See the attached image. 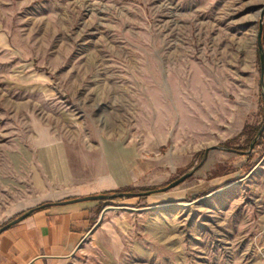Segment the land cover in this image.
<instances>
[{"label": "rangeland", "instance_id": "1", "mask_svg": "<svg viewBox=\"0 0 264 264\" xmlns=\"http://www.w3.org/2000/svg\"><path fill=\"white\" fill-rule=\"evenodd\" d=\"M263 10L0 0V229L60 191L188 175L105 199L82 264H264Z\"/></svg>", "mask_w": 264, "mask_h": 264}, {"label": "crops", "instance_id": "2", "mask_svg": "<svg viewBox=\"0 0 264 264\" xmlns=\"http://www.w3.org/2000/svg\"><path fill=\"white\" fill-rule=\"evenodd\" d=\"M105 190L85 187L60 191L33 208L115 191ZM104 202L89 200L34 211L0 234V264H82L84 239L97 223Z\"/></svg>", "mask_w": 264, "mask_h": 264}, {"label": "water", "instance_id": "3", "mask_svg": "<svg viewBox=\"0 0 264 264\" xmlns=\"http://www.w3.org/2000/svg\"><path fill=\"white\" fill-rule=\"evenodd\" d=\"M263 34H264V10H263V13H262V16H261V20H260L259 35H258V47H259V53H260V59H261V70H262L261 83H263V81H264V42H263ZM263 130H264V125H263V127L260 130L258 135H261ZM187 177H188V175H185V176L181 177L180 179L174 181L173 183H171L167 187H164V188H161V189H158V190H153V191L134 192V193L133 192H125V193H116V194H113V195L100 194V195L87 196V197H82V198H77V199H70V200H66V201L45 203V204H42V205H40V206H38L36 208H33V209L29 210L27 213H25V214L15 218V219H13L12 221H10L6 225H4L0 229V234L2 232L6 231L7 229H9L11 226L21 222L28 215H30L31 213H33L34 211L39 210V209H44V208H47V207H50V206H56V205L73 204V203L84 202V201H89V200H105V199H110V198H116V197H119V196H140V195H147V194L154 193V192L167 191L168 189L174 188L177 185H179L180 183H182ZM102 218H103V216L96 223V225L90 230V232L85 237L84 242L86 241L88 236L91 235V233H93V231L100 225V223L102 221ZM79 248H81V247H79Z\"/></svg>", "mask_w": 264, "mask_h": 264}, {"label": "bare ground", "instance_id": "4", "mask_svg": "<svg viewBox=\"0 0 264 264\" xmlns=\"http://www.w3.org/2000/svg\"><path fill=\"white\" fill-rule=\"evenodd\" d=\"M178 205H181V206H187V205H189V203H180V204H178ZM163 207L164 205H156V206H154V207H149V209H151V208H158V207Z\"/></svg>", "mask_w": 264, "mask_h": 264}, {"label": "trees", "instance_id": "5", "mask_svg": "<svg viewBox=\"0 0 264 264\" xmlns=\"http://www.w3.org/2000/svg\"><path fill=\"white\" fill-rule=\"evenodd\" d=\"M117 191H108V192H106V194H112V193H116ZM23 213H21V214H19L18 216H16V218L17 217H19V216H21Z\"/></svg>", "mask_w": 264, "mask_h": 264}]
</instances>
